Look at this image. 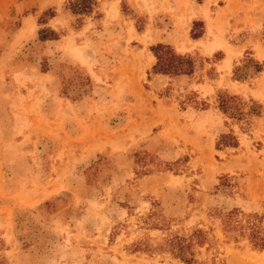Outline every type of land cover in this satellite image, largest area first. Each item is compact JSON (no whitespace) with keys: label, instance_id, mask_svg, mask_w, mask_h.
Here are the masks:
<instances>
[{"label":"rangeland","instance_id":"1","mask_svg":"<svg viewBox=\"0 0 264 264\" xmlns=\"http://www.w3.org/2000/svg\"><path fill=\"white\" fill-rule=\"evenodd\" d=\"M69 1L0 0V264H186L166 242L194 229L192 264H264L218 218L239 208L264 230V72L231 83L221 51H182L198 32L254 38L262 61L264 0H93L81 13ZM148 27L179 38L193 75L154 82L156 41L137 40ZM218 89L260 116L227 120ZM230 130L238 145L216 149Z\"/></svg>","mask_w":264,"mask_h":264},{"label":"trees","instance_id":"2","mask_svg":"<svg viewBox=\"0 0 264 264\" xmlns=\"http://www.w3.org/2000/svg\"><path fill=\"white\" fill-rule=\"evenodd\" d=\"M201 2L202 0H195ZM93 0H71L69 1L70 8L75 12L89 11ZM52 10L47 9L43 14L49 13L52 15ZM195 24V20L193 21ZM40 40L58 39L55 30L50 29L51 37L44 34V29L39 30ZM202 32L192 35L193 38H198ZM149 50L156 58V62L152 66L154 74H164L170 78L190 77L195 72L196 61L188 53L178 52L174 46L165 42H155L149 46ZM264 71V59L262 61L254 58L249 53L245 54L237 64L234 62L232 67L231 79L238 82H245L255 78L258 74ZM84 80L91 81L88 73L85 74ZM64 82L63 90L68 93ZM70 96V95H69ZM70 98H72L70 96ZM216 108L227 120H234L236 123L249 121L253 117L260 116L261 105L258 101L249 97L245 99L240 94H237L228 89H218L216 91ZM238 145L237 136L233 131L221 133L216 141V149L224 147H236ZM238 215H241L238 217ZM218 218L221 222V228L228 240L238 242L242 239H247L251 246L255 249H264V230L262 227V217L255 213H244L239 208H233L226 212H220ZM203 232L200 229H194L190 236L174 235L167 239L166 244L170 247V252L185 262L192 264L194 262V253L190 250L195 236L202 237Z\"/></svg>","mask_w":264,"mask_h":264},{"label":"crops","instance_id":"3","mask_svg":"<svg viewBox=\"0 0 264 264\" xmlns=\"http://www.w3.org/2000/svg\"><path fill=\"white\" fill-rule=\"evenodd\" d=\"M228 9H229V6H226V5L220 6L216 12L217 19L224 18L226 15V11H228ZM235 25H236V29H243V27H246V25L241 26L240 21H236ZM127 31L132 36L134 32L138 33L136 29L134 28L133 22H131L130 24L128 23L126 27V34H127ZM146 32H148L147 34L148 36H153L154 38H137V40L141 42L145 41L147 43L154 42V41L156 42L161 41V42L169 43L178 49L176 43L180 44L179 41H177L179 38H176V40L175 38H155L156 30L154 28L151 29L150 27H148V29L146 28ZM126 34L124 36H126ZM141 35L142 37H144L145 34L143 33ZM201 36L198 38H184L185 47H184V50L182 51L185 52V51H189L190 49L196 48V49L201 50L202 52H205L206 55H211L215 52L221 51L223 53V59H222V64L220 65H223L225 62L228 63L229 65L226 64L227 70H228V66L229 68L231 67V65L233 66L235 60L238 59V57L243 56V54H247V53H249L250 55L254 54V53L246 51L247 48H250V47L254 48L253 47L255 43L254 38H204L205 36H202V37ZM119 38H124V37H119ZM210 46L211 48L207 50V48H209ZM178 50L180 51V49ZM164 76L166 75L156 74L154 78V82L158 83L161 80L164 81L165 79L163 78ZM228 81L231 83L238 82V81L232 80L230 77H228Z\"/></svg>","mask_w":264,"mask_h":264}]
</instances>
